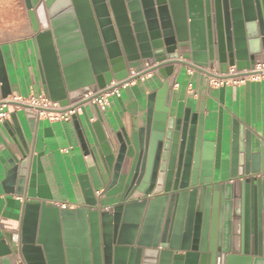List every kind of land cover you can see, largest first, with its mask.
Returning a JSON list of instances; mask_svg holds the SVG:
<instances>
[{"label":"water","instance_id":"1","mask_svg":"<svg viewBox=\"0 0 264 264\" xmlns=\"http://www.w3.org/2000/svg\"><path fill=\"white\" fill-rule=\"evenodd\" d=\"M25 2L53 102L81 105L114 81L121 86L149 74L162 87L144 127L101 141L97 162L111 176L109 189H121L118 204L100 213L89 188L81 209L31 202L21 246L1 240L0 257L22 253L27 264H66L62 234L75 222L83 264H264L263 150L239 127L229 178L216 182L203 115L188 110L176 118L169 103L174 70H243L264 60V0ZM12 95L0 51V102ZM86 95L93 96L82 100ZM11 119L18 126L16 114ZM8 175L22 187L24 171L13 167Z\"/></svg>","mask_w":264,"mask_h":264},{"label":"crops","instance_id":"2","mask_svg":"<svg viewBox=\"0 0 264 264\" xmlns=\"http://www.w3.org/2000/svg\"><path fill=\"white\" fill-rule=\"evenodd\" d=\"M30 12L25 0H0V51L13 92L10 99L48 95L34 46L38 33L33 28ZM144 67L142 64L138 70L130 71V75L141 72ZM175 71L176 80L169 98L170 114L181 118L189 110L193 116L203 115L207 139L213 143L216 182L229 178L234 136L239 127L252 136L255 150H263L261 157L264 158V80L213 89L200 72L190 75L186 67H181L178 75ZM161 87L162 82L151 74L110 97L104 111L85 103L76 120L35 121L21 107L13 112L18 126L12 119L0 124V241L6 240L9 244L12 238L16 246H21L24 223L34 211L33 203L27 207L31 202L59 209L63 205H67L66 209H81L86 206L89 188L99 202L100 213L116 206L121 189H109L111 176L97 162L98 154L102 155L101 141L112 133L131 132L134 125L144 127L149 111H154L155 95ZM13 167L24 171L22 187L18 179L8 175ZM67 233V236L64 231L62 234L65 263L70 260L83 264L79 224L74 222ZM20 259L25 261L22 253L2 256L0 264H16Z\"/></svg>","mask_w":264,"mask_h":264},{"label":"built area","instance_id":"3","mask_svg":"<svg viewBox=\"0 0 264 264\" xmlns=\"http://www.w3.org/2000/svg\"><path fill=\"white\" fill-rule=\"evenodd\" d=\"M186 68L190 75H193L195 72H200L207 78L208 86L213 89L242 86L251 82L264 80V60L256 62L255 64H252L250 68L243 70H239L236 66H228L226 69L218 71L215 68L212 69L210 67ZM132 82H126L121 86H118L119 83L114 81L111 83L110 87H108V91L92 97L87 103L98 106L104 111L109 106L110 97L120 94L121 89ZM91 96L93 95H86L82 100H86ZM84 104L76 106V103L69 102L67 105H63L60 102H53L47 94L33 95L28 99H23L22 97L8 99L0 102V124L10 121L13 112L17 108L23 106L29 107L38 120L48 119L50 121H70L74 116H78L81 113ZM97 194L100 195L101 192L98 191ZM62 207L66 209L67 205H63ZM16 264L27 263L20 259Z\"/></svg>","mask_w":264,"mask_h":264}]
</instances>
